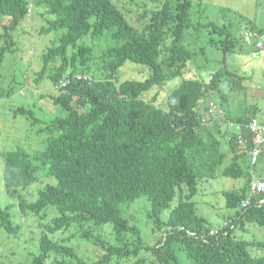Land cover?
<instances>
[{"label": "trees", "instance_id": "16d2710c", "mask_svg": "<svg viewBox=\"0 0 264 264\" xmlns=\"http://www.w3.org/2000/svg\"><path fill=\"white\" fill-rule=\"evenodd\" d=\"M200 1L164 0L138 28L115 0H0V18H9L0 32L4 40L0 67L6 52L15 47L12 32L33 12V4L40 7L43 18L48 17L42 33L63 30L43 51V66L36 76L38 82L48 78L56 87L58 94L50 98L61 110L49 121H41L36 134L45 135L44 147L30 153L18 144L2 152L7 194L19 197L20 212L35 214L40 220V252L31 264H47L51 257L59 264H182L179 250L186 252L191 264H264L263 256L249 252L250 247L264 248V241L235 235L247 221L264 225V204L259 203L263 193L251 192L253 178L264 176H255L249 169L256 166L264 149L252 164L250 146L243 151L236 137L226 138L228 119L248 121L258 110L236 116L225 110L220 120L205 124L203 118H211L209 93L224 96L225 72L215 71L209 81L185 75L199 51L183 43V33L191 25L194 2ZM30 5L32 12H28ZM144 12L141 15L148 14ZM248 22L251 33H263L254 20ZM205 25H213L220 33V38H210L211 44L220 45L225 53L236 50L238 38L225 24ZM88 35L93 43H78ZM128 61L147 65L151 71L143 79L119 81V69ZM180 75L183 79L169 92L166 108L156 104L158 92L150 100L143 97L154 86ZM16 111L33 113L26 107ZM223 142L232 155L219 172L227 157ZM44 175L53 182H46L36 200L24 198L22 189L43 180ZM218 175L243 178L244 184L225 191L227 208L235 212L211 233L213 227L197 212L192 198L199 179ZM177 195V205L163 219V211ZM142 196L151 204L152 231L161 232L151 246L145 243L140 227L121 210ZM249 197L252 200L244 205ZM49 206L58 213L44 222ZM104 224L112 226L109 239L97 230ZM0 227L14 234L21 230L12 219L10 204L0 205ZM68 229L75 233L74 243L78 238L94 242L101 251L98 259L88 262L78 254L79 242L74 245L72 237L60 236Z\"/></svg>", "mask_w": 264, "mask_h": 264}, {"label": "rangeland", "instance_id": "374dc122", "mask_svg": "<svg viewBox=\"0 0 264 264\" xmlns=\"http://www.w3.org/2000/svg\"><path fill=\"white\" fill-rule=\"evenodd\" d=\"M163 1L115 0V3L131 23L142 28L150 19L151 10L158 9L160 7L158 5H161ZM33 8V12L26 15L18 28L12 32L16 42L15 47L12 51L6 52L4 62L0 67V205L5 207L10 204L14 223L22 226L17 234L9 233L0 227V261L4 264H31L33 257L40 252L38 241L41 229L40 220L35 214L20 212L19 197L14 198L7 194L3 178L4 159L2 152L14 149L18 144L26 146L30 153L43 148L45 135L36 134L41 121H49L61 113L60 108L50 98L51 94H58L56 87L48 78H43L38 82L36 76L43 66V51L52 44L53 39L58 37L63 30L42 33L41 28L47 26L48 17H42L40 7H35L33 4ZM143 12L144 14L148 12V14L141 15ZM190 14L191 25L184 29L183 43L191 50L199 52L189 62L185 75L209 81L215 71L223 69L225 72L222 76L221 88L224 96L221 97L218 92L214 91L210 92L207 98L208 109L210 101H214L218 108L219 115L215 120H220L221 114L225 115V110L232 116H236L257 109V117L263 121L264 50L259 48L252 52V49L257 46L253 41L255 35L251 33V29H248L251 26L248 19L258 21L261 17L264 23V0H201L198 3L194 2ZM8 21V17L0 18V32L3 31L2 25ZM244 21L247 22L241 27L247 29L245 31L251 36L252 42H247L244 36L240 35V28H237L239 23ZM206 23H214L218 26L225 24L227 30L230 29V33L238 38L236 50L225 53L220 45L211 44L210 38H220V33L213 30V25H205ZM231 24L232 26H230ZM257 34L259 33L257 32ZM258 36V41L264 43V36ZM106 39V37L103 38L102 42L106 43ZM88 41L94 42L90 35L80 39L78 43ZM3 44L4 40H0V48ZM202 47L206 49L201 51ZM226 69L234 74L229 76L225 71ZM150 71L147 65L128 61L119 69L118 80L143 79L148 76ZM182 79L183 75L173 80H166L164 84L156 85L145 92L143 97L150 100L158 92L156 104L166 108L169 92ZM19 107L32 109L33 113L22 114L17 112ZM35 118L38 120L36 121ZM222 126L224 127L225 124L222 123ZM222 149L226 152L227 157L218 169L219 172L229 163L232 155L225 142L222 144ZM249 169H252L255 176H264V153L256 166L254 168L250 166ZM42 179L28 188L22 189L24 198L29 201L36 200L39 190L45 186L46 182H53V179L48 175H44ZM243 184V178H231L225 175L198 180V192L192 199L196 202L197 212L207 220L214 231H217V228L222 226L226 219L235 212V210L227 208L225 191L240 189ZM250 200L248 199L246 204ZM178 201L179 195L174 198L170 207L163 211L161 215L163 219L168 218L170 211L177 205ZM150 208L151 204L145 196L138 198L130 206L127 204L121 206L122 215L129 217L133 223L140 227L145 243L151 246L161 232L152 231L153 224L148 218ZM53 210L55 213H51ZM46 211H48V217L44 222L51 221L58 213L52 206H49ZM111 227V224H104L97 230L109 239L112 237ZM69 229L60 236L62 238L72 237L74 243L76 241L75 233ZM235 235L248 240L264 241V225L247 221L243 228L239 226L235 230ZM58 236L59 232L56 233L55 237ZM78 239L74 243L76 245L79 242L76 245L78 254L88 262H94L98 259L101 251L96 249L94 242L85 238ZM249 252L253 256L264 257L263 247H250ZM142 255L149 256L150 253L142 251ZM178 255L182 264H191L184 250H179ZM46 263L59 264L53 257L49 258Z\"/></svg>", "mask_w": 264, "mask_h": 264}, {"label": "built area", "instance_id": "2783aa9c", "mask_svg": "<svg viewBox=\"0 0 264 264\" xmlns=\"http://www.w3.org/2000/svg\"><path fill=\"white\" fill-rule=\"evenodd\" d=\"M32 5L29 6L28 12H32ZM244 29V34L247 42H252L251 36L246 33L247 29ZM246 30V31H245ZM264 43L262 41L257 42V47L262 48ZM218 108L215 102L210 101L208 114L211 116V120L208 117L203 118V122L206 124L213 122L219 115L217 112ZM223 115V113L221 114ZM227 131L226 138L228 140L236 137L238 144L243 147L245 151L249 146L248 152L251 154L252 164H255L258 160L260 153L264 149V120L261 121L257 116L253 117L247 122L233 121L231 119L227 120ZM251 139V140H250ZM251 192L252 193H263V196L259 199L260 204H264V179L253 178L251 182ZM248 199H251L250 197ZM247 199V200H248ZM244 201V205L246 201ZM252 200V199H251ZM250 200V201H251ZM248 204V203H247ZM215 231H211L213 233Z\"/></svg>", "mask_w": 264, "mask_h": 264}, {"label": "crops", "instance_id": "0c3cea01", "mask_svg": "<svg viewBox=\"0 0 264 264\" xmlns=\"http://www.w3.org/2000/svg\"><path fill=\"white\" fill-rule=\"evenodd\" d=\"M248 20H250V19H248ZM252 20V19H251ZM254 22H255V24H256V27H257V29H261L262 31H263V33H261V34H258V35H260V36H264V23L262 22V20H261V17H260V19L258 20V21H256V20H254ZM244 23H246V21H244L243 23H239V25L237 26V28L239 29V33H240V35L242 36V34H241V29H242V24H244ZM253 32V34L255 35V38L253 39V41H254V43L258 40V35H256L257 33H255L254 31H252ZM258 36V37H257ZM257 37V38H256ZM261 49H263L264 50V48H261ZM263 111V110H262ZM261 120V119H260ZM264 120V119H263Z\"/></svg>", "mask_w": 264, "mask_h": 264}, {"label": "bare ground", "instance_id": "6f19581e", "mask_svg": "<svg viewBox=\"0 0 264 264\" xmlns=\"http://www.w3.org/2000/svg\"><path fill=\"white\" fill-rule=\"evenodd\" d=\"M210 119V118H209ZM228 132V131H227Z\"/></svg>", "mask_w": 264, "mask_h": 264}]
</instances>
